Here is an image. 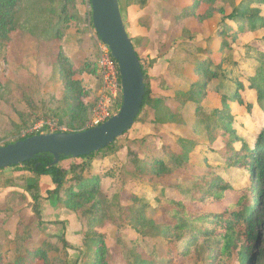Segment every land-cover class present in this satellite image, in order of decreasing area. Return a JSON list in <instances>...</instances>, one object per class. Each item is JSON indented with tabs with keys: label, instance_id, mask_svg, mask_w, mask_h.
I'll return each instance as SVG.
<instances>
[{
	"label": "trees",
	"instance_id": "1",
	"mask_svg": "<svg viewBox=\"0 0 264 264\" xmlns=\"http://www.w3.org/2000/svg\"><path fill=\"white\" fill-rule=\"evenodd\" d=\"M117 1L121 11L123 0ZM182 1L177 0L176 3L181 9V16L190 18L197 15L202 5H208L216 0H186L184 5ZM143 2L144 0H141V3ZM87 3L89 5V0ZM254 4L264 5V0H244L234 6L223 20L217 30L222 39L220 52L228 42H236L238 35L254 33L264 27V17L260 15L259 9H252ZM78 20L80 17L76 11V0H0V44L4 42L17 44L25 35H31L48 46L38 55L52 58L63 90L60 100H52L51 103L57 106L50 111V115L57 118L59 123L66 125L70 132L85 129L92 108L91 103L87 102L90 91L81 76L87 73L98 76L100 80V74L96 63L83 62L79 67H75L65 55L62 43L56 52L49 49V44L54 41L61 42L70 23ZM89 23L91 32L96 36L91 24V14ZM130 41L139 59L145 84L141 111L135 120L137 122L151 100V90L146 63L137 52L131 38ZM89 42L91 39L88 37L85 40V49L88 48ZM200 58L194 79L189 81L184 79L185 89L176 91L175 108L166 107L170 118L178 114L186 103L195 105L196 110L201 109L200 103L206 97L209 81L225 80L220 66L213 62L210 54H204ZM235 83L233 88L235 91L231 96L222 94L224 101L230 99L247 114L251 112L254 104L264 112V64L257 67L255 75L248 82V87L255 92L254 103L251 101L246 103L243 100L241 93L245 87L242 83ZM12 86L14 84L10 81L0 82V105L2 101L7 104L9 99L11 100ZM31 89L32 87H29L28 91L32 96L34 91ZM28 102L32 108L30 115L23 111V107L16 108L19 123L11 127L18 131L27 127L26 122L36 117L39 112L35 101L29 98ZM227 108L226 105L225 109H215L210 115H203V112H197V115L201 116L200 124L205 128L208 148L212 149L215 141L220 139L224 147L218 155L224 160V164L248 173L249 185L242 189L233 188L208 166L191 165L189 156L193 151V143L177 139L176 144H163L160 148L152 146L143 156L129 148L127 165L133 169L129 178L138 180L148 187L165 185L166 181L173 180L174 186L181 192V201H172L157 195L154 198L155 206L152 207L144 195L122 187L113 193L110 198L112 202L105 203L101 200L105 175L93 173L91 161L97 155L114 151L127 133L109 146L86 157L62 158L57 164H52V157L44 154L10 167L11 170L19 168L22 171V175L17 177L5 175V169H1L0 182H3L4 186L22 189L31 200L35 221L40 222V206L44 200L40 186L42 178L48 177L53 189L46 192V199L56 200L64 209L74 213L77 219L88 222L89 228L84 233L82 242L84 247L82 256L72 264L157 263L152 257L154 251L152 256L143 258L137 252L136 242L126 257L114 258L105 244V236L95 230L92 231V227L105 221L115 225L128 223L137 234L162 241L165 244L163 258L168 264H176V260H183L186 264H264V122L254 144L247 145L233 132L234 122ZM45 116L47 115L43 117ZM28 136L16 138L0 146H6ZM239 142V149L233 147ZM68 160H72V163H63ZM228 198L231 199L229 203L223 205L224 200ZM188 204L195 207L217 205L221 208L216 212L195 211L189 208ZM148 209H151L157 219L147 216ZM28 225L21 235H17L14 247L10 249V259L5 262L7 256L0 255V264H35L37 261L42 264H58L59 259L50 261L49 257V253L55 250L56 245L53 242L57 237L47 236L35 242L34 233ZM58 241L61 246L58 248L65 255L64 247H67V243L63 239ZM64 258L66 259V256ZM65 263L71 264L68 260Z\"/></svg>",
	"mask_w": 264,
	"mask_h": 264
},
{
	"label": "rangeland",
	"instance_id": "2",
	"mask_svg": "<svg viewBox=\"0 0 264 264\" xmlns=\"http://www.w3.org/2000/svg\"><path fill=\"white\" fill-rule=\"evenodd\" d=\"M242 1L244 0H216L208 5H202L196 16L183 18L181 9L176 4L177 0H144L143 3L141 0L139 2L123 0L121 18L129 38L146 63L151 100L137 122L117 144V148L97 155L91 161L92 172L100 176L105 175L101 189L103 202H112L110 198L113 193L122 187L144 195L152 207L155 206L154 198L157 195L172 201H181V192L174 186L173 180L166 181L165 185L148 187L138 180L129 178L133 169L127 165L129 148L143 156L152 146L160 148L163 144H176L177 139L193 143V151L189 156L191 165L210 167L235 189L249 185L247 172L226 166L218 155L224 147L220 139L215 141L212 149L208 148L205 128L200 124L201 116L197 115V112L210 115L215 109H225L227 105V111L234 122L233 132L250 146L256 141L264 122V112L257 104H254L251 112L247 114L230 99L224 101L225 98L222 96V94L231 96L235 91L233 89L235 82H238L245 87L241 93L243 100L246 103L250 101L254 103L255 92L248 87V82L255 75L257 67L264 64V27L254 33L238 35L236 42L227 41L228 44L222 52L219 51L222 39L217 30L232 8ZM181 3L184 5L186 0ZM252 9H259L260 15L264 17V5L254 4ZM76 11L80 20L72 21L64 31L62 41L52 42L49 49L56 52L62 43L65 55L75 67H79L83 62H96L97 37L91 32L89 25L90 7L87 0H76ZM88 37L91 42L85 49V40ZM45 48L48 46L46 47L43 41L31 35H25L17 44L7 42L0 44V82L10 81L14 84L11 87V100L9 99L7 104L2 101L0 105V145L25 136L27 130L42 120L55 122L64 131L69 130L66 125L59 123L57 118L50 115V111L57 106L51 103L52 100H60L63 90L52 58L38 55ZM204 54H210L213 62L220 66L225 80L209 81L206 97L200 103L201 109L196 110L195 105L186 103L178 114L170 118L166 107L175 108L176 91L184 90L186 81L194 79L196 65ZM81 78L90 91L87 102L92 105L87 123L98 104L101 78L99 80L98 76L87 73ZM29 87L34 91L32 96L28 91ZM29 98L39 107L36 115L38 118H30L26 122L27 127L18 131L11 127L19 123L16 108L21 106L23 111L30 115L32 108L28 102ZM119 103L120 100L116 106L112 105L111 113L116 112ZM44 115L47 116L43 117ZM233 147L239 149L240 142ZM63 163H72V160ZM4 174L17 177L22 175V171L19 168L14 170L6 168ZM52 189L50 179L42 178L40 192L44 200L40 206V222H37L29 196L18 187L4 186L3 182H0V255L7 256L5 262L11 257L10 249L14 247L17 235H21L28 224L34 233L35 242L47 236L57 237L53 242L56 245L55 250L49 253L50 261L59 259L58 264H66L65 261L68 260L72 264L82 256L84 250L82 242L89 224L85 220L77 219L74 213L64 209L56 200L46 199V192ZM230 200V198L224 200L223 205H227ZM188 206L195 211L216 212L221 208L217 205L195 207L188 204ZM147 216L155 218L151 209H148ZM94 230L105 236V244L114 258L126 257L136 242L137 252L143 258L152 256L154 251L152 257L157 260L156 264H168L163 258L165 244L150 236L137 234L128 223L115 225L105 221L92 227V231ZM58 239H63L67 243V247H64L65 255L58 248L61 247ZM175 263L186 264L183 260H176ZM35 264L42 263L37 261Z\"/></svg>",
	"mask_w": 264,
	"mask_h": 264
},
{
	"label": "water",
	"instance_id": "3",
	"mask_svg": "<svg viewBox=\"0 0 264 264\" xmlns=\"http://www.w3.org/2000/svg\"><path fill=\"white\" fill-rule=\"evenodd\" d=\"M92 28L116 61L121 86L117 112L95 127L78 132L62 131L28 136L0 146V170L40 155H50L52 164L62 158L89 156L127 133L139 115L145 95L140 62L125 30L117 0H89Z\"/></svg>",
	"mask_w": 264,
	"mask_h": 264
},
{
	"label": "built area",
	"instance_id": "4",
	"mask_svg": "<svg viewBox=\"0 0 264 264\" xmlns=\"http://www.w3.org/2000/svg\"><path fill=\"white\" fill-rule=\"evenodd\" d=\"M96 66L101 78V86L98 92V104L92 111L89 121L85 124V129L100 125L108 120L113 113L110 112L112 105H117L118 100L121 103V86L116 61L111 57L106 45L96 40ZM118 105V108L120 106ZM117 108V110H118ZM116 110V111H117ZM58 125L52 121L42 120L27 130L25 136L37 135L44 133L62 132ZM22 136V137H25Z\"/></svg>",
	"mask_w": 264,
	"mask_h": 264
}]
</instances>
